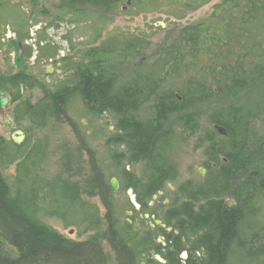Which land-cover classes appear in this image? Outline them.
I'll list each match as a JSON object with an SVG mask.
<instances>
[{
	"label": "trees",
	"instance_id": "trees-1",
	"mask_svg": "<svg viewBox=\"0 0 264 264\" xmlns=\"http://www.w3.org/2000/svg\"><path fill=\"white\" fill-rule=\"evenodd\" d=\"M77 1L111 9L121 0ZM124 1L136 13L165 9L181 18L211 0ZM140 42H124L120 52L126 61L141 52ZM163 51L154 68L116 87L106 72L121 61L119 53L106 46L89 49L73 86L47 92L46 104L15 107L18 114L22 107L17 120L27 117L30 124L23 130L41 134L22 143L0 136V240L15 250L14 255L0 251V264H141L152 251L164 262L154 257L146 258L147 264H264V131L256 136L252 128L264 113V0H221L206 18L179 28ZM74 93L88 110L115 117L121 133L109 142L119 149L112 154L116 170L99 165L89 135L67 115ZM148 103L149 111L137 115ZM202 117L205 126L198 134ZM57 121L71 127L76 145L63 143L60 170L49 176L51 143L43 129ZM188 130L203 142L206 174L197 183L179 185L174 199L182 201L161 213L166 229L158 225L156 231L165 237L162 246L148 224L133 230L121 219L107 176L129 181L145 208L156 191L177 181L172 150ZM12 164L8 183L2 169ZM251 171L256 174L249 177ZM229 195L232 205L225 202ZM93 196L103 213L89 201ZM124 210H132L130 203ZM40 211L74 226L85 239L66 238L42 224ZM183 251L188 255L181 263Z\"/></svg>",
	"mask_w": 264,
	"mask_h": 264
},
{
	"label": "rangeland",
	"instance_id": "rangeland-1",
	"mask_svg": "<svg viewBox=\"0 0 264 264\" xmlns=\"http://www.w3.org/2000/svg\"><path fill=\"white\" fill-rule=\"evenodd\" d=\"M221 0H211L207 4L201 6L195 11L188 12L181 18L174 17L166 13L165 9L152 11V12H137L135 9H131L129 5L121 0L115 3L111 9H104L92 5H83L77 8V65L82 60L85 52L89 49L100 48V47H110L115 50V53H119L120 62L114 64L112 68L109 69L107 73L111 75L114 79V84L116 87L126 83L133 77L137 76L141 72L145 73L150 69L154 68L156 61L160 58L161 54L164 53V48L169 44V42L174 37V34L179 28H184L186 26L194 25L204 18H206L213 10V7L220 3ZM138 39L142 45L141 52L126 61V56H123L120 52L124 42L128 39ZM118 50V51H117ZM123 56V57H122ZM5 66L12 65L9 60L5 62ZM148 105L143 104V107L139 110L137 115L141 111H149ZM14 105L8 104L3 108H0V136L5 140H12V137H18V132L21 131L23 134V139L20 143L26 141V137L31 135V142L36 136L41 134L40 130L35 129L32 134L27 133L23 128L30 126L27 121L19 122L17 120V115L22 113V107H19V114L15 111ZM21 111V112H20ZM67 115L77 124L81 126V131L89 135L88 142L91 147L95 150L94 156L97 159L99 165L105 170L114 171L116 167L114 164V159L112 154L114 151H118V146L110 143V138L116 133H121L116 129V119L108 112H97L91 111L85 108L83 102L78 98L77 94L74 93L66 108ZM148 112H143L141 115L147 114ZM205 118L202 117L199 124L200 130L196 133L201 132V128L205 126ZM49 124L44 128L43 132L48 134L50 140L48 160L46 163V172L49 176L55 174L60 170L61 162L59 160L62 153L63 143H70V147L74 148L76 145L75 133L71 130L65 122ZM50 123V122H49ZM21 124V126H19ZM255 135L264 131V113L263 116L259 117L255 124L253 125ZM179 132V130H177ZM177 132V133H178ZM188 130L184 137H180L176 145L172 150V155L175 157V162L178 169V179L172 185V189H168L166 186L162 189L163 194L156 196L153 199L155 202L151 203L150 209L148 210L151 214V218L142 221L140 206L137 202L138 195L136 191L131 189L129 181L123 178L115 176L119 181V187L115 193V198L117 199L118 205L120 207V217L124 221L130 219L132 221L133 227L137 228L139 231L144 229V224H147L149 220H156L161 217V211L165 210V206L173 203L174 200L177 202L182 199H174L177 197V188L182 183L190 181L191 183H197L198 177H204L206 174V169L203 166V161H206V157L202 152V147L199 145L203 142L196 139V133ZM174 141V140H173ZM65 152H67L65 150ZM82 159L86 158L82 157ZM123 161V160H122ZM74 162V161H73ZM141 164H137L133 169L134 172L138 174L139 167ZM86 168V166L84 165ZM204 169L202 176L199 175L198 169ZM15 164L9 165L2 169V175L11 183L14 178ZM140 174V172H139ZM256 174V171H251L249 177ZM113 177L111 175L107 176V181ZM175 186V187H174ZM133 196V201L136 205L135 211H132L130 216L124 214V208ZM168 200V202H167ZM89 201L94 202L103 213V208L97 196L89 198ZM149 201V198H148ZM225 202L228 205L234 203L233 196L229 195L225 198ZM261 210L264 213V198L261 203ZM39 220L42 224L54 229L66 238L73 240H84L86 235H78V231L74 226L65 227L60 219L54 216H49L45 214L44 211L38 213ZM138 220V223H133ZM143 224V225H142ZM164 229V228H163ZM169 231H172L170 229ZM159 236H158V235ZM160 230L156 231L155 238L158 236L157 241L165 246V237L160 235ZM103 249L109 255L110 261H114L113 254L106 242H103ZM0 251L6 254L14 255L15 250L9 245L0 240ZM147 256V255H146ZM159 258V261L163 263L161 256L158 253L149 252L147 257H144V264L146 263V258L153 259ZM185 258V255H183Z\"/></svg>",
	"mask_w": 264,
	"mask_h": 264
},
{
	"label": "flooded vegetation",
	"instance_id": "flooded-vegetation-1",
	"mask_svg": "<svg viewBox=\"0 0 264 264\" xmlns=\"http://www.w3.org/2000/svg\"><path fill=\"white\" fill-rule=\"evenodd\" d=\"M77 8V0H0V98L7 99L6 105L46 104L47 92L74 85L77 73ZM8 60L12 65L5 66ZM165 186L172 189L169 182ZM162 194V190L156 191L145 208L143 202L137 201L142 219L151 218L148 211L151 203ZM129 198L132 210H126L130 211L129 215L124 211L126 216H130L137 205L131 195ZM164 208L161 213L168 209L167 206ZM128 220L130 222L125 221L133 226ZM136 222L138 220L133 221ZM147 224L150 229L157 230L155 220H149ZM161 228L166 229V226ZM133 230L138 229L133 227ZM187 255L186 251L179 255L181 263Z\"/></svg>",
	"mask_w": 264,
	"mask_h": 264
},
{
	"label": "water",
	"instance_id": "water-1",
	"mask_svg": "<svg viewBox=\"0 0 264 264\" xmlns=\"http://www.w3.org/2000/svg\"><path fill=\"white\" fill-rule=\"evenodd\" d=\"M6 103H7V99H6V98H2V99L0 98V108H3V107L6 105ZM214 129H215V130H216L221 136H226V130H225L223 127L215 125V126H214ZM18 135H19L18 137H12V141H13L14 143H20L21 140L23 139V134H22L21 131L18 132ZM198 173H199L200 175H203V173H204V169L199 168V169H198ZM109 184H110L112 190L115 191V190L118 189V185H119V183H118V180H117L115 177L110 178V180H109ZM169 187L171 188V185H169ZM125 214H126V215H129V214H130V211H126ZM145 217H148V216L145 215ZM127 221L130 222L128 219H127ZM155 224L160 225L161 227H165V225H164V224H161L159 220H155ZM151 226H153V224H151ZM141 264H144V263H141Z\"/></svg>",
	"mask_w": 264,
	"mask_h": 264
}]
</instances>
